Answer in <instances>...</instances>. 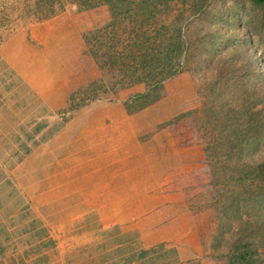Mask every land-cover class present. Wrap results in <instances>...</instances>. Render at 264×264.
<instances>
[{
	"label": "rangeland",
	"instance_id": "1",
	"mask_svg": "<svg viewBox=\"0 0 264 264\" xmlns=\"http://www.w3.org/2000/svg\"><path fill=\"white\" fill-rule=\"evenodd\" d=\"M201 1L157 3L156 16L146 29L155 27L156 37L163 40L159 35H166L167 28L171 32L174 26L182 27L181 37L188 48L184 69L152 95L161 94L155 102L162 99L176 107L172 122L176 133L186 134L187 139L177 141L187 147L190 138L193 142L191 158L193 167H198V178L189 185L185 201L198 217L195 221L203 217L204 222L209 217L203 233L207 230L210 255L217 258L227 251L229 236L220 231L222 210L218 212L216 204L223 193L221 186L229 187L230 182L224 179L214 184L211 167L234 176L235 181L238 174H233V168L249 174L256 171L252 166L264 161V125H259L264 121V111L256 113L264 108V7L249 0H203L206 2L201 9ZM109 16L106 6L80 11L66 0H0V43L18 30L26 32L30 43L46 42L53 50L43 65L49 80L42 87L71 89L70 106L53 111L38 95L42 93L40 75L32 72L26 76L32 82L30 91L1 61V118L11 120L30 112L34 119L55 116L58 129L81 107L117 100L121 90L132 86L142 92L124 105L128 114L137 112L145 102L139 96L148 87L144 83L125 86L127 82L118 72L120 66L111 69L105 58L111 52L102 56L104 48L90 37L110 22ZM48 21L56 22L46 24ZM68 22L78 26L75 36H68ZM42 24L47 26H39ZM124 27L129 31L127 21L116 29ZM31 28L36 29L33 34ZM85 37H90L89 44ZM116 48L119 52L122 46ZM92 49L96 50L95 57ZM17 62L24 66L22 60ZM78 157L88 164V154ZM0 159L8 165L10 157L2 155ZM73 168L81 167H0V264H126L122 260L132 259L128 253L133 247L154 242L156 236L142 235L156 227L152 216L127 219L137 212L115 201L121 196L115 192L105 196L103 187H89L87 176L94 170L104 176L103 181L113 173L114 182L120 184L124 178L119 168L108 174L104 167H92L81 175L71 172ZM257 185L264 188V180L258 179ZM87 199L103 204L90 205ZM214 243L218 249L212 248Z\"/></svg>",
	"mask_w": 264,
	"mask_h": 264
},
{
	"label": "crops",
	"instance_id": "2",
	"mask_svg": "<svg viewBox=\"0 0 264 264\" xmlns=\"http://www.w3.org/2000/svg\"><path fill=\"white\" fill-rule=\"evenodd\" d=\"M49 22L56 21L46 24ZM67 24L68 36H75L78 26L73 22ZM35 31L29 30L30 34ZM77 42L81 44L79 37ZM52 50L46 42L30 43L26 32L18 30L0 43V62L6 64V69L14 72L30 91H33L32 82L26 76H31L32 72L35 76L40 75L42 93L38 92V95L47 108L55 111L70 106L68 93L71 89L42 87L43 82L49 80L43 65ZM20 60L24 66L17 62ZM140 92L138 86L128 87L119 92L117 100L81 107L58 129L55 116L34 119L30 112L28 116L3 120L0 115V157H10L8 165L0 162V167H81L70 170L73 173L78 171L80 175L92 167H104L108 174L120 169L126 172L122 173L124 179L120 177V184L114 182L113 173L108 181H103L104 176L94 170L92 176H87L89 187H103L105 196H113L114 192L121 196L115 201L126 206V210L134 208L133 211L137 212V216L130 215L127 219H141L142 214L144 219L152 216L156 220L152 231L148 229L142 233L156 236L154 242L133 247L128 253L132 259H124L123 263L226 264L210 255L211 247L207 242L210 236L207 230L206 234L203 233L209 217L204 222L203 217L201 221H195L197 216L190 212L185 201L189 198V185L192 186L194 180L197 182L198 167H193L191 138L189 146H184L182 141L187 140L186 134L176 133L177 128L172 122L177 109L160 99L128 114L124 103ZM177 139L182 141L179 143ZM84 153L88 154V164L79 160L78 155ZM86 202L90 205L96 203L90 199Z\"/></svg>",
	"mask_w": 264,
	"mask_h": 264
},
{
	"label": "trees",
	"instance_id": "3",
	"mask_svg": "<svg viewBox=\"0 0 264 264\" xmlns=\"http://www.w3.org/2000/svg\"><path fill=\"white\" fill-rule=\"evenodd\" d=\"M66 1L75 4L80 11L101 6L108 8L110 22L90 37L93 36L95 45L104 48L102 56L111 52L110 57L105 56V58L107 57L111 69L115 70V66H120L118 72L123 81L127 82L125 86L144 83L148 87V91L139 96L145 102L137 108L138 110L154 103L161 95H152L156 88L184 69L188 48L181 37L182 27L174 26L171 32H168L170 28H164L167 34L159 35L164 38L163 40L156 37L155 27L150 31L149 28L146 29L156 16L157 3L168 0ZM177 1L182 4L186 0ZM206 1L199 3L201 9ZM249 1L264 7V0ZM124 21L128 22L129 31L126 27L116 29ZM153 24L156 25L155 22ZM90 37L84 38L86 44L90 43ZM108 44L110 46L107 48ZM118 45L122 46L119 52L116 50ZM94 51L92 49L90 52L95 57ZM263 111L264 108L261 107L256 113L260 114ZM259 125L262 127L264 121H260ZM252 167L256 171L249 174L244 173V170L237 172L233 168V174H238L235 181H233L234 176H226L225 171H215L214 167H211L214 184L224 182V179L230 182L229 187L225 184L221 186L223 193L216 204L218 212L222 210L219 212L221 223L218 225L223 224L220 231L223 236H229L227 251L220 254L217 259H222L226 264H264V188L257 185L258 179L264 180V161ZM212 248L218 249L215 243Z\"/></svg>",
	"mask_w": 264,
	"mask_h": 264
}]
</instances>
